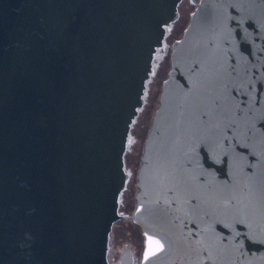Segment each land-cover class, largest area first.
Masks as SVG:
<instances>
[{
	"label": "water",
	"instance_id": "95a60500",
	"mask_svg": "<svg viewBox=\"0 0 264 264\" xmlns=\"http://www.w3.org/2000/svg\"><path fill=\"white\" fill-rule=\"evenodd\" d=\"M181 1L0 0V264H264V0H193L119 212Z\"/></svg>",
	"mask_w": 264,
	"mask_h": 264
},
{
	"label": "rangeland",
	"instance_id": "374dc122",
	"mask_svg": "<svg viewBox=\"0 0 264 264\" xmlns=\"http://www.w3.org/2000/svg\"><path fill=\"white\" fill-rule=\"evenodd\" d=\"M195 8L192 0H182L178 10L179 16L171 26L168 28L165 43L172 44L178 38L186 27L190 15ZM154 72L147 81L145 91V103L140 109L139 114L135 118L128 140L126 158L127 165L131 169L132 175L130 177L127 188L122 192V199L120 209L123 211L131 202L135 210V195L138 190L136 186L137 170L133 169L135 160L141 163V156L143 152L144 142L149 131L153 114L159 104V96L161 91L162 81L167 77L170 69L169 54H165L164 47L158 49L154 59ZM131 200V201H130ZM128 245L132 250L136 262L140 263L143 252V235L140 227L132 220L121 219L115 222L111 231L110 247L108 257L111 263H118L125 245Z\"/></svg>",
	"mask_w": 264,
	"mask_h": 264
},
{
	"label": "flooded vegetation",
	"instance_id": "af4514ba",
	"mask_svg": "<svg viewBox=\"0 0 264 264\" xmlns=\"http://www.w3.org/2000/svg\"><path fill=\"white\" fill-rule=\"evenodd\" d=\"M192 2H193V4H195L194 3V1L192 0ZM184 30V29H183ZM183 32V31H182ZM182 32H181V34H180V36L182 35ZM179 36V37H180ZM170 45L171 44H167V43H165V41H164V51H165V54H170ZM170 58V57H169ZM126 152H127V150H126ZM140 160H141V158H140ZM128 160H127V158H126V153H125V169H126V171L129 173V178H128V181H127V185H126V188H127V186H128V183H129V180H130V177H131V175H132V172L130 171L131 169L128 167V163L129 162H127ZM135 163L133 164V169H135V170H137V176H138V171H139V167H140V162L138 161V160H135L134 161ZM136 186H137V182H136ZM125 188V189H126ZM124 189V190H125ZM138 191V190H137ZM137 193V192H136ZM121 199H122V196H121V198H120V204H121ZM135 200H136V195H135ZM131 201V200H130ZM135 207H136V202H135ZM133 208V204H131V202L128 204V207L127 208H125L123 211H121V209H120V205H119V212L121 213V214H123V215H130V214H132L133 212H131V209ZM121 219H128V220H132L130 217H128V216H125V217H123V218H121ZM121 219H119V220H121ZM115 224V223H114ZM134 260H135V258H134ZM112 264H114V263H112ZM135 264H139L138 262H136V260H135Z\"/></svg>",
	"mask_w": 264,
	"mask_h": 264
}]
</instances>
